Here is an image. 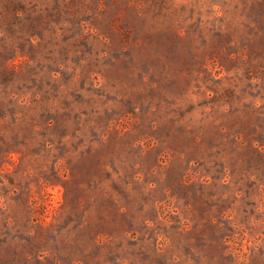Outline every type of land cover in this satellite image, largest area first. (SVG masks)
Masks as SVG:
<instances>
[{"label": "rangeland", "instance_id": "rangeland-1", "mask_svg": "<svg viewBox=\"0 0 264 264\" xmlns=\"http://www.w3.org/2000/svg\"><path fill=\"white\" fill-rule=\"evenodd\" d=\"M0 264H264V0H0Z\"/></svg>", "mask_w": 264, "mask_h": 264}]
</instances>
